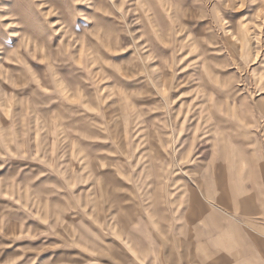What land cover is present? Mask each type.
I'll return each mask as SVG.
<instances>
[{
  "label": "rangeland",
  "instance_id": "1",
  "mask_svg": "<svg viewBox=\"0 0 264 264\" xmlns=\"http://www.w3.org/2000/svg\"><path fill=\"white\" fill-rule=\"evenodd\" d=\"M263 79L264 0H0V264H235L196 181Z\"/></svg>",
  "mask_w": 264,
  "mask_h": 264
},
{
  "label": "crops",
  "instance_id": "2",
  "mask_svg": "<svg viewBox=\"0 0 264 264\" xmlns=\"http://www.w3.org/2000/svg\"><path fill=\"white\" fill-rule=\"evenodd\" d=\"M259 141L260 139L255 136L253 140L255 147L257 145V148L263 150L261 152L255 150V157H253L252 153L251 155L249 154V150L251 149H244L246 146L244 144L241 145V141L236 139L233 141L235 145H231L232 150L223 152V154L220 153L222 157L226 155L224 162L219 156V158H215L213 163L209 159L207 161L208 163L202 165V167L208 165L209 168L213 166L207 175L223 176L225 182L223 186H217L215 188L216 190L213 191L208 188V183L219 178L214 180L200 178L203 181H196L199 184V198L210 199L223 197L226 200L230 199V211L227 212L224 209L226 211L225 213L223 212L224 216L216 212V209H221L218 206L212 208L210 206L199 207L197 209V216L195 215L191 221L192 224H200L206 220H219L221 222L219 225H223L225 233L218 237L215 235L213 238H210L208 246L220 249L219 252L233 259L236 262L235 264H251L259 261L258 255L254 258L251 257L254 249L253 247L249 248V246H255L257 248V254L261 253L264 257V138H261L260 143ZM215 149L220 150V148ZM200 167L201 165L198 164L196 166L197 170ZM216 182L220 181L217 180ZM235 199L241 200L240 206L233 201ZM200 213L206 214L210 219L204 220V217H200V215L204 214ZM237 214L240 217H245L239 220L232 217V215ZM249 216H252V218H249ZM254 216H257V219H253ZM213 221L207 222L210 227L208 229L209 231L215 229L213 227L214 225H212ZM249 232L255 233V239H249Z\"/></svg>",
  "mask_w": 264,
  "mask_h": 264
},
{
  "label": "bare ground",
  "instance_id": "3",
  "mask_svg": "<svg viewBox=\"0 0 264 264\" xmlns=\"http://www.w3.org/2000/svg\"><path fill=\"white\" fill-rule=\"evenodd\" d=\"M263 74V73H262ZM264 80V79H263Z\"/></svg>",
  "mask_w": 264,
  "mask_h": 264
}]
</instances>
